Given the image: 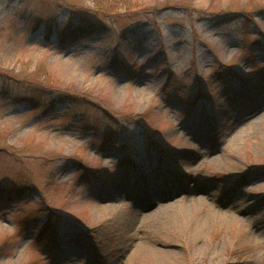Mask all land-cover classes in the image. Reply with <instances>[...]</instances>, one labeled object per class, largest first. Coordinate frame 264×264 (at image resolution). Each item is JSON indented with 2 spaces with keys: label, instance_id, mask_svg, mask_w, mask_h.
Segmentation results:
<instances>
[{
  "label": "rangeland",
  "instance_id": "rangeland-1",
  "mask_svg": "<svg viewBox=\"0 0 264 264\" xmlns=\"http://www.w3.org/2000/svg\"><path fill=\"white\" fill-rule=\"evenodd\" d=\"M253 94L264 0H0V264H264Z\"/></svg>",
  "mask_w": 264,
  "mask_h": 264
},
{
  "label": "bare ground",
  "instance_id": "bare-ground-1",
  "mask_svg": "<svg viewBox=\"0 0 264 264\" xmlns=\"http://www.w3.org/2000/svg\"><path fill=\"white\" fill-rule=\"evenodd\" d=\"M258 99V106H261V107H264V101L263 99H259L257 97H255V95H251V101H254L255 100L257 101ZM260 108V107H259ZM256 109H254L255 111ZM253 112V111H252ZM262 114V113H261ZM264 114V113H263ZM173 191V190H172ZM115 197H119V200L121 199L120 198V193L118 194H115ZM199 201V198H192L191 199V202L192 203H195ZM120 203H105V204H93L92 205V211L95 213V215L99 218V220L102 219V222L103 223H106L107 221H110L112 223L118 221V219L120 218L121 219V213L118 212V209L121 207L119 205ZM172 203L171 202H168L167 204L165 205H161V207L159 208V206L157 208H154L152 209L151 211L149 212H142L139 214V216H137L139 219V223H144L146 222L147 218L151 215L153 216H156L157 213H161L165 208H168L170 209ZM136 217V218H137ZM133 220V214L131 216V218L129 219V221H132ZM102 223V224H103ZM138 223V224H139ZM123 224V229H124V232H122L120 235L121 237H129L127 234H128V227H127V223L126 221L122 223ZM68 241L70 242H74L75 239L74 238H70L68 239ZM176 253L175 250H173L171 247H169L168 245H163V247H157V246H153V247H147L146 249L145 248H142V247H137L135 246L132 250H131V253L126 257L124 258V263H128L130 262L131 260H135V259H138V258H143V256H148L150 257L151 259L155 260L156 262H164L166 260L167 257L169 256H173L174 254Z\"/></svg>",
  "mask_w": 264,
  "mask_h": 264
}]
</instances>
